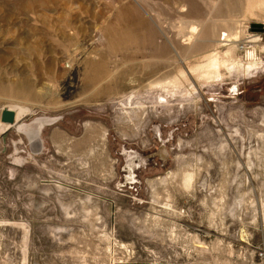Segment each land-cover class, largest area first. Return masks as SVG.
<instances>
[{
    "label": "rangeland",
    "instance_id": "rangeland-1",
    "mask_svg": "<svg viewBox=\"0 0 264 264\" xmlns=\"http://www.w3.org/2000/svg\"><path fill=\"white\" fill-rule=\"evenodd\" d=\"M229 43L257 64L194 72ZM172 77L174 94L147 88ZM8 107L0 264H245L260 240L259 0H0Z\"/></svg>",
    "mask_w": 264,
    "mask_h": 264
},
{
    "label": "bare ground",
    "instance_id": "bare-ground-1",
    "mask_svg": "<svg viewBox=\"0 0 264 264\" xmlns=\"http://www.w3.org/2000/svg\"><path fill=\"white\" fill-rule=\"evenodd\" d=\"M254 1V0H253ZM259 5L264 7V0H259ZM191 25V24H190ZM189 25V26H190ZM192 30V28L187 27L186 29H184L183 31V35H189L190 31ZM234 38L237 37V34H231L227 33V36H232ZM220 36V34H219ZM116 43V42H113ZM227 48L225 50V55L227 57V59H220L219 56H217V51L216 48H214L213 51H211L207 56L206 59L204 60L203 63H200L199 65H197L193 70L194 72L202 77L205 78L207 80L210 79H214V78H222V73H221V67L225 66V67H232L233 69L236 67H242L243 70H246L247 68H250L252 66H255L257 63L256 62H248L247 64H243V65H238V63L235 62L234 58L230 57L232 54V51L234 49V46L232 43L226 44ZM235 45V44H234ZM237 48V46H236ZM249 54V53H248ZM230 55V56H229ZM229 57V58H228ZM247 66V67H246ZM151 69L158 70V66L153 65V67ZM181 76H184V73L181 72ZM131 82H134L133 80H131ZM181 85L180 81L178 78L176 77H172V78H168L166 80H154V81H150L147 85V88L150 89H154V88H160L163 90H166L167 93H173L174 94V87H179ZM191 91V90H190ZM10 110H13L15 113V118H17L18 114H19V110L18 108L15 107H8ZM1 122V120H0ZM3 125L7 124V123H3L1 122ZM192 175L191 174H185L184 175V179L185 183H190L189 181L191 180Z\"/></svg>",
    "mask_w": 264,
    "mask_h": 264
},
{
    "label": "built area",
    "instance_id": "built-area-1",
    "mask_svg": "<svg viewBox=\"0 0 264 264\" xmlns=\"http://www.w3.org/2000/svg\"><path fill=\"white\" fill-rule=\"evenodd\" d=\"M241 242H243L240 247L241 253L247 259L245 264H264V226L260 231V240L256 244L252 245L243 240Z\"/></svg>",
    "mask_w": 264,
    "mask_h": 264
},
{
    "label": "water",
    "instance_id": "water-1",
    "mask_svg": "<svg viewBox=\"0 0 264 264\" xmlns=\"http://www.w3.org/2000/svg\"><path fill=\"white\" fill-rule=\"evenodd\" d=\"M254 28H259L262 29V25L259 23H255L252 25ZM0 120L3 123H7L9 125L15 124L16 118H15V113L13 110H10L9 108H3L0 114Z\"/></svg>",
    "mask_w": 264,
    "mask_h": 264
}]
</instances>
